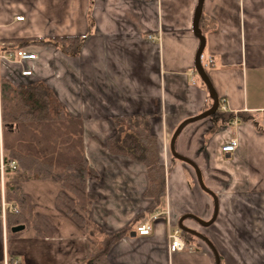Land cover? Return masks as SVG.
<instances>
[{"label":"crops","instance_id":"crops-1","mask_svg":"<svg viewBox=\"0 0 264 264\" xmlns=\"http://www.w3.org/2000/svg\"><path fill=\"white\" fill-rule=\"evenodd\" d=\"M196 5L197 0H0V52L36 54L19 62L2 58L0 79L15 85L44 81L83 120L85 155L97 173L87 186L96 199L87 212L78 206L74 211L88 214L104 234L127 229L106 252L108 264H215L216 255L202 239L183 234L187 247L174 252L168 239L182 215L205 222L215 210L195 169L170 156L177 125L212 103L194 68L200 45L193 31ZM203 6L215 22L205 35L202 62L224 113L187 124L176 144L201 169L219 208L209 225L189 217L184 224L208 237L220 264H264V0H204ZM67 36L84 37L80 52L46 43ZM25 70L31 73L23 76ZM132 114L149 116L169 170L166 198L155 211L145 195V167L107 147L115 129L112 116ZM231 138L239 144L226 155L221 147ZM15 183L34 211L51 219L55 234L42 239L25 229L10 236L0 222V260L86 264L95 244L85 226L55 204L60 191L72 194L50 179ZM153 215L151 234H137L136 225Z\"/></svg>","mask_w":264,"mask_h":264},{"label":"trees","instance_id":"trees-1","mask_svg":"<svg viewBox=\"0 0 264 264\" xmlns=\"http://www.w3.org/2000/svg\"><path fill=\"white\" fill-rule=\"evenodd\" d=\"M200 18V29L207 35L214 27L215 20L204 11ZM83 40L82 36H67L46 43L60 45L67 53L77 54ZM220 113H224L221 105L214 115ZM0 114L5 125L15 126L14 129H3V160L8 166L5 170L7 175L14 173L25 179H50L71 192V196L65 191L57 194V208L71 214L75 222L85 226L89 243L95 244L96 249L89 252L86 264H108L106 252L116 240L125 235L127 229L104 234L88 214L79 215L74 211L75 206L86 211L88 204L95 199V194L88 190L87 180L97 173L85 155L82 118L68 111L62 101L51 92V88L40 80L15 85L6 79H0ZM111 119L115 129L107 139L109 152L126 155L144 165L149 183L145 195L153 199L151 208L155 211L166 198L167 183L166 169L159 153L158 136L150 130L149 116L114 115ZM171 157L178 161L172 155ZM10 162L16 164L14 170L9 168ZM4 187L6 201L16 208V211L8 208L6 212L5 223L11 236L18 237L25 229H31L34 237L42 239L55 234V225L51 219L34 211L33 201L19 183L7 180ZM1 193L0 186V205ZM140 217L141 214L136 218ZM18 225H24L25 229L11 231ZM181 232L185 237L195 238L192 234ZM101 236L103 239L97 241ZM0 264H3L2 260Z\"/></svg>","mask_w":264,"mask_h":264},{"label":"water","instance_id":"water-1","mask_svg":"<svg viewBox=\"0 0 264 264\" xmlns=\"http://www.w3.org/2000/svg\"><path fill=\"white\" fill-rule=\"evenodd\" d=\"M203 1L204 0H197V7H196V11L194 12V16H193V19H194V23H193V31L195 32V35L197 37V39L199 40V47L197 48L196 50V59L194 61V68L197 70V74H198V77L200 78L201 81L204 82L205 84V87L208 91V93H210V96H211V107L202 111L201 114H197V115H194L192 117H188V119L186 118L184 121H182L181 123H179L176 127V129L174 130V133H173V136H171V139H170V153L173 157H175L177 160H181L187 164H189V166L193 167V169H195L196 171V178H197V181L199 182V186L201 187V189L203 191H205L206 193H209L210 195H212V198H213V201H214V205H215V210L213 212V216H212V219L209 220V221H205L202 220L201 218H198L197 216L195 215H191V214H186V215H182L180 217V222L178 224V227L179 229H181V231L183 232H186V233H189V234H192V236H195L199 239H202L205 243H208L214 253V255H216V260H215V264H220V255H218L217 253V250L215 249V246L213 243H211V241L208 239V237H205V234L199 232V231H196L195 229H192L190 227H187L185 224H184V220L185 218H191V219H195L196 221H198L200 224L202 225H209L211 222H214V220L216 219L215 217L217 216V209L219 208V205L217 204V196L215 193H213L207 186H206V183L205 181H203L202 179V171L201 169L197 166V164L189 157H186L182 154H180L178 151H177V144H176V141H177V137L181 134V131L182 129L189 123H192V122H196L198 120H201V119H204L205 117H208V116H213V114H215V112L217 111V109H219L220 105H219V94L217 93V91L215 90V87H214V83L213 81L210 79L209 75H208V71L207 69L204 67L203 65V51H204V48H206V38H205V35L203 34V32L201 31L200 27H199V22L201 21V14H202V10H204V6H203ZM25 229V226L24 225H18V226H14L11 231L13 232H18L20 230H23Z\"/></svg>","mask_w":264,"mask_h":264},{"label":"built area","instance_id":"built-area-1","mask_svg":"<svg viewBox=\"0 0 264 264\" xmlns=\"http://www.w3.org/2000/svg\"><path fill=\"white\" fill-rule=\"evenodd\" d=\"M16 19L17 20H23V16L16 17ZM2 58H5V59L9 60L10 62L11 61H18L19 62V61H22L25 59H28V60L36 59V54L35 53H28L27 51L22 50V49H16L13 51H9L6 54H3L0 52V61ZM204 64L207 65L206 63H204ZM30 73H31V71H29V70H25L24 72H22L23 76L29 75ZM223 101H224V99H223ZM2 125L3 124H2V120H1V114H0V152H1V155H0V177H1L0 184H1V189H2L1 205H0V222L3 223L5 226V219L7 217V214H6L7 209L10 208L11 210L16 211V208H15V206H12L11 203L6 201L5 194H4L5 189H4V180L3 179H5L4 172L6 170V167H8V166H7V164H5V162L3 160V154L4 153L2 152V142H3V139H2L3 127H2ZM238 144L239 143L237 142L236 138H231L227 141L226 145L221 147V151L223 153H225L226 155L230 154L231 152H233L238 147ZM9 166H10L9 168H11L13 170L16 168V164H14V162H10ZM155 218H156V215L155 216L153 215L151 218L144 219L143 222L136 225L135 231L137 232V234L142 235V236L151 234V230H152L151 225H152L153 219L155 220ZM183 236L184 235L178 226H176L170 230V233L168 236L169 245H170L169 250L170 251H173V252L177 251V250L181 251L182 249L187 247V244L185 243ZM3 264H8L5 259H4ZM14 264H17V261H14Z\"/></svg>","mask_w":264,"mask_h":264},{"label":"rangeland","instance_id":"rangeland-1","mask_svg":"<svg viewBox=\"0 0 264 264\" xmlns=\"http://www.w3.org/2000/svg\"><path fill=\"white\" fill-rule=\"evenodd\" d=\"M2 124H3V125H2L3 129H6V127H8V126H6V125L4 124V122H2ZM8 128H9V127H8ZM3 129H2V138H3V132H4ZM2 152H3V148H2ZM3 153H4V152H3ZM0 155H1V152H0ZM170 156H171V155H170ZM129 158H130V157H129ZM141 165H143V164H141ZM143 166H144V165H143ZM165 169H166V174H165V175L167 176L169 170H167V168H165ZM147 174H148V172H147ZM96 175H97V174H96ZM96 175H93V176H96ZM146 176H147V175H146ZM4 177H5V179H3V180H4V184H5V182H6L7 180L12 181V182H13V181L15 182L16 179L22 178L21 176H20V177H18L17 175L15 176L14 173H10V174L7 175L6 172H4ZM91 177H92V176H91ZM23 178H24V177H23ZM88 179H89V178H88ZM38 180H40V179H38ZM147 180H148V176H147ZM166 183H167V182H166ZM15 184H16V183H15ZM0 186H1V184H0ZM148 186H149V185H148ZM4 189H5V187H4ZM146 189H147V188H146ZM66 191H68V190H66ZM68 193L70 194L71 192L68 191ZM95 197H96V196H95ZM95 197H94V198H95ZM95 199H96V198H95ZM95 199H94V200H95ZM163 201H164V200H163ZM9 203H10V202H9ZM2 224H3V223H2ZM3 225H4V224H3ZM7 232H8L7 235H8V234L10 235V233H9L8 230H7ZM10 236H11V235H10Z\"/></svg>","mask_w":264,"mask_h":264}]
</instances>
